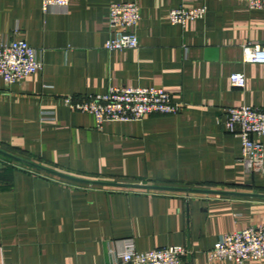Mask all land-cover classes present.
Instances as JSON below:
<instances>
[{"label":"crops","instance_id":"crops-1","mask_svg":"<svg viewBox=\"0 0 264 264\" xmlns=\"http://www.w3.org/2000/svg\"><path fill=\"white\" fill-rule=\"evenodd\" d=\"M112 1H137L138 46L107 49ZM206 6L172 24L169 10ZM22 38L42 68L15 83L0 76V264H107L137 251L184 245L180 264L209 260L223 233L264 223V172L246 170L226 131L228 107L264 110V10L244 0H0V41ZM245 75L244 87L230 74ZM112 85L161 87L176 113L104 121L70 109ZM247 264H264V256Z\"/></svg>","mask_w":264,"mask_h":264},{"label":"built area","instance_id":"built-area-1","mask_svg":"<svg viewBox=\"0 0 264 264\" xmlns=\"http://www.w3.org/2000/svg\"><path fill=\"white\" fill-rule=\"evenodd\" d=\"M249 8L264 10V0H244ZM44 10L50 7H66L69 0H41ZM206 6H179L169 10L172 24L185 25L188 20L201 19ZM140 20L137 1H112L107 13L110 36L105 48L127 49L138 46L133 30ZM243 61L264 63V46L243 45ZM42 61L36 49L22 38L0 41V76L8 85L39 71ZM233 86L244 87L245 75L230 74ZM63 103L70 109L93 114L97 127L104 121L140 120L154 113L172 114L180 109L171 93L161 87L112 85L104 93L90 95L84 100L64 96ZM224 127L241 142L240 160L246 170L264 172V110L241 104L225 111ZM16 165L15 163H12ZM184 245H168L146 251L134 249L131 241L125 242L124 250L107 264H180L182 257L190 253ZM209 260L226 259L236 264H247L264 256V223L247 225L223 233L207 252Z\"/></svg>","mask_w":264,"mask_h":264},{"label":"trees","instance_id":"trees-1","mask_svg":"<svg viewBox=\"0 0 264 264\" xmlns=\"http://www.w3.org/2000/svg\"><path fill=\"white\" fill-rule=\"evenodd\" d=\"M0 156L5 160L7 161L9 164H12V163H16V164H19V165H26V163H23L22 160L20 159H15L14 157H11L10 155H7L6 153H3L2 151H0ZM27 166V165H26Z\"/></svg>","mask_w":264,"mask_h":264},{"label":"rangeland","instance_id":"rangeland-1","mask_svg":"<svg viewBox=\"0 0 264 264\" xmlns=\"http://www.w3.org/2000/svg\"><path fill=\"white\" fill-rule=\"evenodd\" d=\"M15 163V162H14ZM16 164V163H15Z\"/></svg>","mask_w":264,"mask_h":264}]
</instances>
